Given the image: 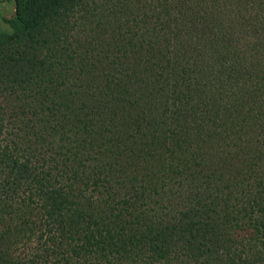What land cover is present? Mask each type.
Listing matches in <instances>:
<instances>
[{
  "label": "trees",
  "instance_id": "16d2710c",
  "mask_svg": "<svg viewBox=\"0 0 264 264\" xmlns=\"http://www.w3.org/2000/svg\"><path fill=\"white\" fill-rule=\"evenodd\" d=\"M0 47V264H264V0H16Z\"/></svg>",
  "mask_w": 264,
  "mask_h": 264
},
{
  "label": "rangeland",
  "instance_id": "374dc122",
  "mask_svg": "<svg viewBox=\"0 0 264 264\" xmlns=\"http://www.w3.org/2000/svg\"><path fill=\"white\" fill-rule=\"evenodd\" d=\"M16 0H0V47L12 33L11 20L15 15ZM2 97L0 95V105Z\"/></svg>",
  "mask_w": 264,
  "mask_h": 264
}]
</instances>
